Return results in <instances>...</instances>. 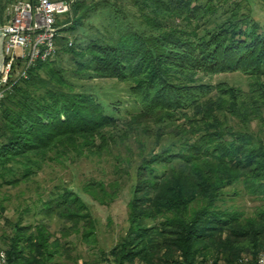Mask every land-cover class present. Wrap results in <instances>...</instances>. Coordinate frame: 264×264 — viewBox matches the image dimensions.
Returning a JSON list of instances; mask_svg holds the SVG:
<instances>
[{
    "label": "trees",
    "instance_id": "trees-1",
    "mask_svg": "<svg viewBox=\"0 0 264 264\" xmlns=\"http://www.w3.org/2000/svg\"><path fill=\"white\" fill-rule=\"evenodd\" d=\"M135 5L138 25L88 38L79 31L88 6L73 0L56 54L16 78L0 103L2 182L20 181L5 178L13 162L27 178L49 152L115 150L113 173L126 181L119 174L83 190L106 206L127 187L126 233L107 252L98 248L81 197L51 192L44 217L69 225L57 233L19 217L3 239L7 264H239L242 257L256 264L264 251V28L240 0ZM3 12L0 0V24ZM229 72L244 74L247 89L201 79ZM85 74L126 83L139 109L122 118L108 113L77 90L74 81ZM244 196L262 203L250 215L235 205ZM72 234L95 249L93 257L75 252Z\"/></svg>",
    "mask_w": 264,
    "mask_h": 264
},
{
    "label": "rangeland",
    "instance_id": "rangeland-1",
    "mask_svg": "<svg viewBox=\"0 0 264 264\" xmlns=\"http://www.w3.org/2000/svg\"><path fill=\"white\" fill-rule=\"evenodd\" d=\"M11 2L2 0L4 9ZM84 2L86 7L88 6V10L79 31L88 38L115 37L117 31L123 26H135L141 20L135 0H84ZM97 2L100 3L99 7H95ZM240 2L243 12L264 28V1L240 0ZM68 14L72 19V9ZM66 20L68 17L62 18L61 23ZM201 79L212 85L225 82L243 89H247L248 82V78L240 72L202 76ZM74 82L77 90H88L108 113L115 116L122 118L127 113L139 109L130 95L127 84L115 78H99L85 74ZM116 154L117 152L113 150L110 154L104 152L102 156H91L84 153L83 156L78 157L75 154L56 156L55 151L49 152L44 158L35 159L37 165L31 168L33 173L27 178L22 177L24 166L18 162L11 163L13 175L7 174L5 178L7 180L18 178L20 181L15 184H7L0 179V249L4 247V237L11 231L10 225L17 222L19 217L22 218L23 224H35L37 221L43 220L49 224L51 231L57 233L61 227L69 225L56 216L44 217L42 211V204L49 200L51 192L57 194L61 193L63 189H68L76 192L89 207L95 219L96 245L107 252L125 235L127 230L129 193L125 186L129 184H125V189L121 191L120 195L106 206L100 205L90 198L84 192L83 187L91 181L102 180L107 184L115 176L122 174V171L117 174L113 173ZM122 176L123 181H126L124 174ZM261 204L258 199L248 196L235 201V205L249 215ZM67 240L74 241L75 252L82 254V257H93L92 253H95V249H90L91 247L84 243H78L74 234L68 236Z\"/></svg>",
    "mask_w": 264,
    "mask_h": 264
},
{
    "label": "built area",
    "instance_id": "built-area-1",
    "mask_svg": "<svg viewBox=\"0 0 264 264\" xmlns=\"http://www.w3.org/2000/svg\"><path fill=\"white\" fill-rule=\"evenodd\" d=\"M72 2L14 0L5 7L0 24L3 36L0 103L16 78L26 77L29 68L56 54L59 30L67 24L61 20L69 13ZM68 44L71 45V40ZM0 264H7L3 249H0ZM239 264H247V257H242ZM256 264H264V251L258 255Z\"/></svg>",
    "mask_w": 264,
    "mask_h": 264
},
{
    "label": "water",
    "instance_id": "water-1",
    "mask_svg": "<svg viewBox=\"0 0 264 264\" xmlns=\"http://www.w3.org/2000/svg\"><path fill=\"white\" fill-rule=\"evenodd\" d=\"M2 44H3V36L0 32V64L2 62Z\"/></svg>",
    "mask_w": 264,
    "mask_h": 264
}]
</instances>
